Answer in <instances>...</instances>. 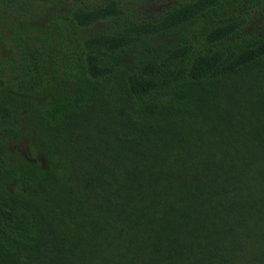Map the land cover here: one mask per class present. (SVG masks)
<instances>
[{
  "label": "trees",
  "instance_id": "1",
  "mask_svg": "<svg viewBox=\"0 0 264 264\" xmlns=\"http://www.w3.org/2000/svg\"><path fill=\"white\" fill-rule=\"evenodd\" d=\"M1 1L0 264H264V0Z\"/></svg>",
  "mask_w": 264,
  "mask_h": 264
},
{
  "label": "rangeland",
  "instance_id": "2",
  "mask_svg": "<svg viewBox=\"0 0 264 264\" xmlns=\"http://www.w3.org/2000/svg\"><path fill=\"white\" fill-rule=\"evenodd\" d=\"M7 4L13 5V10H19L18 5L16 3L20 2L21 0H6ZM94 1V0H92ZM175 0H128L127 4L130 10L134 12V14H140L141 17H153L155 13L160 12L161 9L165 8V4H171ZM73 0H65V4L72 5ZM0 4L3 5V2L0 0ZM44 4V2L40 1V7L44 9L41 5ZM6 6V5H5ZM24 7H20V11H22ZM32 9L34 6L31 7ZM24 10V9H23ZM26 10V9H25ZM27 12V11H26ZM1 17V16H0ZM5 17V16H4ZM0 18V39L8 40L9 34H10V27L12 26V19L11 15L7 18ZM257 20V19H255ZM255 20L250 24V27L253 26ZM38 19H34L33 21H30V24H37ZM249 31V28L245 29V31ZM2 54V53H1Z\"/></svg>",
  "mask_w": 264,
  "mask_h": 264
}]
</instances>
